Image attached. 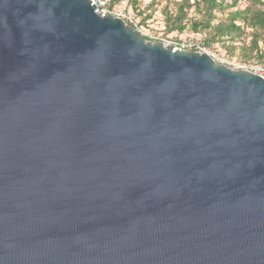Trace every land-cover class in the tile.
Here are the masks:
<instances>
[{"label": "water", "instance_id": "1", "mask_svg": "<svg viewBox=\"0 0 264 264\" xmlns=\"http://www.w3.org/2000/svg\"><path fill=\"white\" fill-rule=\"evenodd\" d=\"M0 264H264V77L0 0Z\"/></svg>", "mask_w": 264, "mask_h": 264}, {"label": "trees", "instance_id": "2", "mask_svg": "<svg viewBox=\"0 0 264 264\" xmlns=\"http://www.w3.org/2000/svg\"><path fill=\"white\" fill-rule=\"evenodd\" d=\"M119 1L111 0L110 7ZM161 13L166 33H203L205 46L219 44L244 62L264 65V0H250L245 8L238 0H167Z\"/></svg>", "mask_w": 264, "mask_h": 264}, {"label": "rangeland", "instance_id": "3", "mask_svg": "<svg viewBox=\"0 0 264 264\" xmlns=\"http://www.w3.org/2000/svg\"><path fill=\"white\" fill-rule=\"evenodd\" d=\"M167 0H121L114 5L115 9L123 10L127 14L124 21L140 33L142 37L153 42H163L167 45L178 47V43L193 40L204 43L205 34L193 33L189 30L182 34L166 33L161 7ZM231 1V0H229ZM250 0H238V7L245 8ZM151 15V16H146ZM219 16H221L219 14ZM204 45V44H203ZM205 46V45H204ZM215 61L234 70H254L257 65H262L257 59L248 62L241 60L238 52L231 55L219 44L205 46ZM264 66V65H262Z\"/></svg>", "mask_w": 264, "mask_h": 264}, {"label": "built area", "instance_id": "4", "mask_svg": "<svg viewBox=\"0 0 264 264\" xmlns=\"http://www.w3.org/2000/svg\"><path fill=\"white\" fill-rule=\"evenodd\" d=\"M92 3L96 6V12L101 16L113 15L119 17L124 20L127 17V14L124 13L123 10L115 9L114 7H110L111 0H91ZM178 48L183 50H193L199 52H206L210 54L208 49L200 42H196L193 40H185L181 43H178ZM211 55V54H210ZM252 72L264 77V66L257 65Z\"/></svg>", "mask_w": 264, "mask_h": 264}]
</instances>
